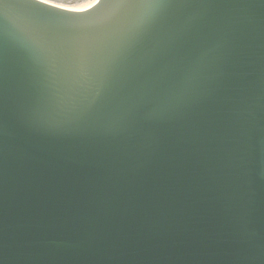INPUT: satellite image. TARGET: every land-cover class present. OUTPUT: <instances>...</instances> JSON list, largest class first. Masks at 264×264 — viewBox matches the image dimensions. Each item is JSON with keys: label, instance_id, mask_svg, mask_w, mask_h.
<instances>
[{"label": "water", "instance_id": "water-1", "mask_svg": "<svg viewBox=\"0 0 264 264\" xmlns=\"http://www.w3.org/2000/svg\"><path fill=\"white\" fill-rule=\"evenodd\" d=\"M0 12V264H264V0L167 10L175 52L137 110L111 52L70 85L29 9Z\"/></svg>", "mask_w": 264, "mask_h": 264}, {"label": "snow or ice", "instance_id": "snow-or-ice-1", "mask_svg": "<svg viewBox=\"0 0 264 264\" xmlns=\"http://www.w3.org/2000/svg\"><path fill=\"white\" fill-rule=\"evenodd\" d=\"M14 2L29 9L25 21L35 37L32 44L43 45L53 66L63 72L70 85L91 83L99 59L106 52L112 53L109 68L117 62L127 65L122 96L129 110H137L150 96L158 94L156 80L175 52L177 35L166 11L192 0H104L103 4L96 0L100 6L88 16H67L63 11H53L59 6L51 5L50 0ZM6 6L7 0H0V9ZM143 9L150 11L130 26L131 15ZM2 50L0 43V60ZM80 96L79 89L70 87L64 103L70 110L87 116L88 106L81 102ZM97 103H103L99 94L89 105Z\"/></svg>", "mask_w": 264, "mask_h": 264}, {"label": "rangeland", "instance_id": "rangeland-1", "mask_svg": "<svg viewBox=\"0 0 264 264\" xmlns=\"http://www.w3.org/2000/svg\"><path fill=\"white\" fill-rule=\"evenodd\" d=\"M51 2H55L58 4L74 6V5H81L87 3L88 0H50Z\"/></svg>", "mask_w": 264, "mask_h": 264}, {"label": "bare ground", "instance_id": "bare-ground-1", "mask_svg": "<svg viewBox=\"0 0 264 264\" xmlns=\"http://www.w3.org/2000/svg\"><path fill=\"white\" fill-rule=\"evenodd\" d=\"M50 4L58 5L60 7H65V8H74V7H80V6L83 5V4H81V5L68 6V5L58 4V3H55V2H51V1H50Z\"/></svg>", "mask_w": 264, "mask_h": 264}]
</instances>
